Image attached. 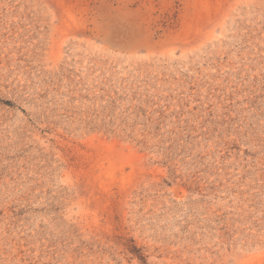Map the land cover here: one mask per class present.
<instances>
[{
  "label": "rangeland",
  "instance_id": "rangeland-1",
  "mask_svg": "<svg viewBox=\"0 0 264 264\" xmlns=\"http://www.w3.org/2000/svg\"><path fill=\"white\" fill-rule=\"evenodd\" d=\"M0 264H264V0H0Z\"/></svg>",
  "mask_w": 264,
  "mask_h": 264
}]
</instances>
